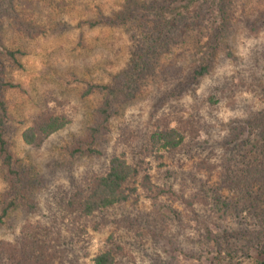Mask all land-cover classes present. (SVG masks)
I'll return each mask as SVG.
<instances>
[{
  "label": "rangeland",
  "instance_id": "obj_1",
  "mask_svg": "<svg viewBox=\"0 0 264 264\" xmlns=\"http://www.w3.org/2000/svg\"><path fill=\"white\" fill-rule=\"evenodd\" d=\"M126 1L0 0L4 137L20 179L0 159V213L13 181L20 189L0 221V264H22L26 250L33 264H94L104 251L113 264H264V196L254 202L222 183L223 161L231 156L237 168L244 151L225 140L264 112V0H225L224 15L220 0L182 8L191 15L183 36L174 32L93 139L105 94L89 86L113 83L153 26V15L139 21L135 9L136 18H116ZM49 116L63 126L25 142L23 132ZM168 128L183 145L158 157L150 135ZM250 137L264 141L260 130ZM113 155L138 170L125 184L127 200L82 213L79 202Z\"/></svg>",
  "mask_w": 264,
  "mask_h": 264
},
{
  "label": "trees",
  "instance_id": "obj_2",
  "mask_svg": "<svg viewBox=\"0 0 264 264\" xmlns=\"http://www.w3.org/2000/svg\"><path fill=\"white\" fill-rule=\"evenodd\" d=\"M193 1L194 0H162L159 2L158 0H151L150 2H144L141 0H127L128 8H126L125 11L122 10L117 13L116 18L123 20L125 17H131L133 15V9H135L139 16V21H145L148 13L150 18L151 15H153V26H146L143 28L146 36L144 34V37L135 45L127 67L114 74L113 83L93 84L89 86L91 89L94 87L98 88L105 94L102 102L103 104L98 110L99 122L96 126L91 128V138L94 139L102 126L104 127L110 117H112L114 113L113 103L115 101L132 99L133 94L139 90L141 83L152 73L154 69V59L158 53H161L159 52L160 49H162V52L168 51V47L171 45L172 39H174V32L177 30V33L183 36V33L179 29L190 20L191 15L181 12L180 10L182 8L187 10ZM203 1L205 2L207 0ZM224 1L225 0H220L218 3L219 11H221L223 15L226 12ZM140 10H144L142 11L143 15L140 14ZM155 15L157 17H154ZM165 15H168V17L165 18ZM132 18L136 17L132 16ZM180 39L182 40V38ZM158 43L160 44L157 45ZM208 67L209 65L204 64L200 66L199 69H195L193 79L202 76L207 71ZM6 120L7 111L0 96V159L2 165L7 168L9 175L14 177L15 181L18 182L20 181L18 171L13 167L12 156L7 149L4 137ZM63 124L64 122L62 120L60 121L58 117L50 116L45 120L40 119L35 121L32 126L23 132L24 141L28 144L40 143L43 138L62 127ZM238 129L239 130L233 133V135L229 134L230 137L225 140V143L227 145L232 143L230 145L231 147H227L228 150L232 148L230 149L231 151L235 148L238 150L244 149L242 154H237V160L241 166L235 168L233 163L237 164V162H230L231 156L228 158L227 162L223 161L224 170L222 171V183H224L225 186L230 184L238 185L239 188L245 192L246 197L254 202H259L262 201L260 200L261 195L262 197L264 196V141L261 143L257 141L249 143V138H251L250 136L252 134L254 135L260 130V137L264 140V112H261L252 120H247L244 124H241ZM245 129L248 132V137L246 136L245 139H242L241 133H243ZM150 139V141H152V147L159 150V152L162 151L157 155L158 157L163 156L165 152L169 153L183 145L182 136L172 128L155 131L150 135ZM152 147L150 149H153ZM250 153H252L251 156H249ZM137 174V167L127 163L123 156H111L106 171L95 177L87 195L79 202L81 212L88 214L96 209L125 202L128 197V194L124 191L127 189L125 184ZM15 181H13L15 185V190L13 188L14 197L2 208L0 221L6 216L8 210L15 206V199L20 197V189ZM255 183L260 184L256 188V192L258 193L253 192ZM260 186H262L261 190H259ZM131 191H135V188H131ZM206 240L209 242H216L219 247V243L215 240L214 236L207 235ZM31 256L32 253L27 250L24 251L21 263L33 264L34 259H32ZM93 261L94 264H113V257L108 251H104L95 255Z\"/></svg>",
  "mask_w": 264,
  "mask_h": 264
}]
</instances>
